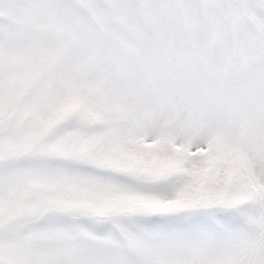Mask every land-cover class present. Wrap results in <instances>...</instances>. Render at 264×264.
<instances>
[{"label": "snow or ice", "instance_id": "6c2138e0", "mask_svg": "<svg viewBox=\"0 0 264 264\" xmlns=\"http://www.w3.org/2000/svg\"><path fill=\"white\" fill-rule=\"evenodd\" d=\"M0 264H264V0H0Z\"/></svg>", "mask_w": 264, "mask_h": 264}]
</instances>
